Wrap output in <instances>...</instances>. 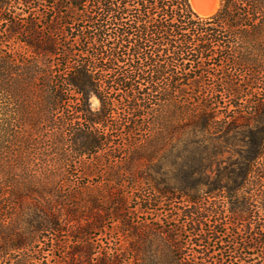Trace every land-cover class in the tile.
<instances>
[{"label": "trees", "instance_id": "1", "mask_svg": "<svg viewBox=\"0 0 264 264\" xmlns=\"http://www.w3.org/2000/svg\"><path fill=\"white\" fill-rule=\"evenodd\" d=\"M0 264H264V0H0Z\"/></svg>", "mask_w": 264, "mask_h": 264}, {"label": "bare ground", "instance_id": "2", "mask_svg": "<svg viewBox=\"0 0 264 264\" xmlns=\"http://www.w3.org/2000/svg\"><path fill=\"white\" fill-rule=\"evenodd\" d=\"M193 8L200 15H210L216 10L217 0H191Z\"/></svg>", "mask_w": 264, "mask_h": 264}, {"label": "rangeland", "instance_id": "3", "mask_svg": "<svg viewBox=\"0 0 264 264\" xmlns=\"http://www.w3.org/2000/svg\"><path fill=\"white\" fill-rule=\"evenodd\" d=\"M219 6H220V0H217V7H216V10H215V11H217V9L219 8ZM194 10H195V9H194ZM195 11H196V10H195ZM215 11H214V12H215ZM196 12H197V11H196ZM214 12H213V13H214ZM197 13H198V12H197ZM211 14H212V13H211Z\"/></svg>", "mask_w": 264, "mask_h": 264}]
</instances>
